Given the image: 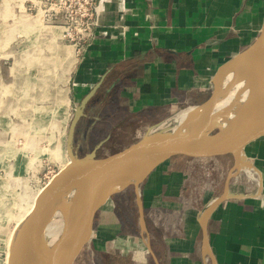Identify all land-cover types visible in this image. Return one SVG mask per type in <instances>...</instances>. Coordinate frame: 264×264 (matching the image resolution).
I'll return each instance as SVG.
<instances>
[{
    "label": "crops",
    "instance_id": "0c3cea01",
    "mask_svg": "<svg viewBox=\"0 0 264 264\" xmlns=\"http://www.w3.org/2000/svg\"><path fill=\"white\" fill-rule=\"evenodd\" d=\"M38 1H26L23 7L38 15L42 11ZM96 4L99 24L94 38L73 66L67 84L55 81L60 87V99L54 97L55 101L67 100L75 111L98 90L77 123V135L82 133L83 139L90 132L98 137L119 124H152L166 111L205 105L213 96L218 71L255 43L264 24V0H96ZM44 35L50 44L48 54L37 59L46 65L67 47L61 45L57 32ZM30 77L18 83L23 89L12 83L6 85L7 91L15 88L16 93L33 99L31 85L42 81ZM82 145L87 146L80 141ZM184 160L172 158L152 171L142 183L147 181L148 193L158 199L179 196L190 165ZM240 164L229 199L208 220L214 261L202 252L199 221L203 213L189 215L179 230L166 231L153 247L150 241L144 247L131 237L133 261L138 257L143 264L144 255L150 253L154 264H264V138L247 149ZM204 169L211 172L212 167ZM208 188L213 197L206 209L222 195L224 185L221 188L218 176L211 180V187L206 184ZM144 223L146 232L145 215Z\"/></svg>",
    "mask_w": 264,
    "mask_h": 264
},
{
    "label": "rangeland",
    "instance_id": "374dc122",
    "mask_svg": "<svg viewBox=\"0 0 264 264\" xmlns=\"http://www.w3.org/2000/svg\"><path fill=\"white\" fill-rule=\"evenodd\" d=\"M26 1L29 0H0V263L8 259L7 241L12 231L15 237L18 231L14 230L16 223L26 216L37 196L66 163L69 131L76 115L75 109H70L69 101L58 103L54 99L57 96L60 99L56 79L67 84L77 63L75 49L60 39L56 29L49 28L51 25L44 20L42 11L38 15L27 12L23 7ZM27 27H33V30ZM8 29L11 39L8 38ZM45 31L57 32L61 45L67 47L55 61H47L46 65L41 64L44 60L37 59L44 52L48 54L50 44ZM32 75L41 78L42 82L47 79L44 83L31 85L33 93L30 97L33 99H29V94L24 97L22 92L16 93L15 88L7 91L6 85H18ZM18 86L24 87L21 84ZM192 108L199 107L166 111L152 124H119L114 130L99 133L98 137L90 132L83 139L81 133L77 136V144L84 141L87 146L74 145V155L85 158L96 149V158H104L145 135L181 131L179 120L184 112ZM208 130L212 135L221 132L213 125ZM74 146L72 143V148ZM184 161L190 163L187 165L185 186L173 199H158L156 195L149 194L147 181L138 187L130 183L116 193L98 211L93 243L76 264H141L138 257L137 262L133 261L135 255L130 247L134 249L135 245L131 237L140 240L144 247L150 241L153 247L166 231L179 230L189 215L200 216L213 197L211 188L205 189L206 184L211 187V180L219 176L222 188L233 167V159L186 158ZM205 167H212L211 172L205 171ZM142 212L148 226L146 232L141 227ZM144 259L143 264H154L150 253L144 255Z\"/></svg>",
    "mask_w": 264,
    "mask_h": 264
},
{
    "label": "water",
    "instance_id": "95a60500",
    "mask_svg": "<svg viewBox=\"0 0 264 264\" xmlns=\"http://www.w3.org/2000/svg\"><path fill=\"white\" fill-rule=\"evenodd\" d=\"M235 61H243L245 109L239 122L225 136H220V133L212 135L208 130L212 124L208 123L195 134L177 131L145 135L107 157L96 158V151H93L85 158H77L72 148L74 132L86 103L96 90L92 91L76 110L70 127L68 155L71 161L37 196L27 218L19 226L12 242L10 264H76L93 243L98 211L116 193L133 183L128 182L130 176L144 172L141 179L133 183L138 187L152 171L175 157L191 160L232 157L234 164L224 183L222 195L209 205L199 221L203 256L214 261L207 233L208 220L229 199L231 181L241 171V157L248 148L264 138V24L255 43L216 74L213 96L205 104L209 106L207 118L213 116L221 77ZM102 184L104 188L100 193ZM67 198L72 204L73 227L70 234L64 232L60 241L50 246L46 237L50 214L58 203ZM141 219L144 229L143 214Z\"/></svg>",
    "mask_w": 264,
    "mask_h": 264
},
{
    "label": "bare ground",
    "instance_id": "6f19581e",
    "mask_svg": "<svg viewBox=\"0 0 264 264\" xmlns=\"http://www.w3.org/2000/svg\"><path fill=\"white\" fill-rule=\"evenodd\" d=\"M75 56L78 61L77 53L75 54ZM242 69L243 61H235L222 75V80L219 84L218 101L215 105L213 116L209 118L206 117L207 109H209L208 105L199 108H192L182 114L179 120V126L181 127L180 129L182 132H190L192 134H195L202 131L205 125L210 123L213 126H216L221 131L220 136H225L235 127V125L241 119L245 109L244 89L246 87V77ZM63 152L66 155V151ZM68 157H65L66 163L64 164L62 170L67 167L71 161V159H69ZM143 173L144 172L130 176L128 182L135 183L139 181ZM103 188L104 184L101 185L100 193L103 191ZM30 210L28 211L26 216H23L16 223L14 230H17L19 228V226L27 218ZM71 217L72 204L69 198L61 201L53 208L50 214V222L46 228V237L50 246L59 242L64 232H71V229L73 227ZM14 233L15 232L12 231L7 241L8 259L5 263L0 264H10V255Z\"/></svg>",
    "mask_w": 264,
    "mask_h": 264
},
{
    "label": "built area",
    "instance_id": "2783aa9c",
    "mask_svg": "<svg viewBox=\"0 0 264 264\" xmlns=\"http://www.w3.org/2000/svg\"><path fill=\"white\" fill-rule=\"evenodd\" d=\"M38 4L44 20L60 32L80 58L99 24L96 0H39Z\"/></svg>",
    "mask_w": 264,
    "mask_h": 264
},
{
    "label": "trees",
    "instance_id": "16d2710c",
    "mask_svg": "<svg viewBox=\"0 0 264 264\" xmlns=\"http://www.w3.org/2000/svg\"><path fill=\"white\" fill-rule=\"evenodd\" d=\"M100 87H101V86H100ZM100 87H99L98 89H100ZM97 91H98V90H97ZM97 91H96V92H97ZM80 119H81V118H80ZM78 126H79V125L77 124V125H76V128H75V132H74V140H73V146L76 145V147H77V145L79 144V143L77 144V140H76V139H77V136H78V135H77V129H78ZM76 147H75V146L73 147V152H75Z\"/></svg>",
    "mask_w": 264,
    "mask_h": 264
}]
</instances>
